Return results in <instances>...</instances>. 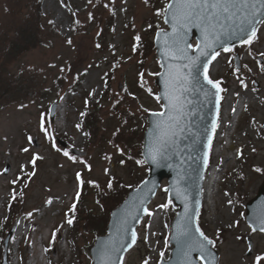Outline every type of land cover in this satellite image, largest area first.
<instances>
[{"label": "rangeland", "instance_id": "374dc122", "mask_svg": "<svg viewBox=\"0 0 264 264\" xmlns=\"http://www.w3.org/2000/svg\"><path fill=\"white\" fill-rule=\"evenodd\" d=\"M166 1L68 0L64 6L59 0H40L42 13L38 27L51 41L13 58L7 54L11 40H15L24 14L34 13L31 5L36 7V4L35 0H0V92H3L0 97V252L2 237L18 217L9 244L12 254L9 264H90L84 249L91 237L83 230L81 218L86 209H91L92 222L98 228H102L104 218L91 197L92 187L83 197L86 209L80 210L76 227L65 223V214L76 196V172H81L83 180L101 186L112 177L113 187L116 181L131 184L144 176L145 164H137V159L129 158L125 149L123 154L117 151L121 146L113 141L124 145L125 139L135 135L126 136L125 127L119 123L121 118L111 113L110 107L118 101L125 113L136 118L138 126L145 108L161 109V102L155 99L157 88L152 75L160 67L151 41L154 30L165 27L157 10ZM18 9H22L21 13L16 12ZM50 21L56 33L48 29ZM258 35L259 39L251 46H236L245 73L248 71L250 75L244 80L247 87L231 74V53L221 51L209 69L213 79L222 80L226 91L222 93L204 175L198 223L212 239H217V228L222 230L215 247L218 264H252L254 256L264 251V233L252 232L244 219V203L255 194L264 177V172L255 171L257 167L264 169V71L261 70L264 56L260 55L264 52V27ZM137 36L139 41L135 39ZM256 56H261L262 62ZM141 72L145 73L143 80ZM253 80L257 87L253 86ZM107 82L108 89L104 91ZM55 100L56 114L50 122L48 108ZM89 104L97 105L100 121L94 126V109L89 111L86 122L92 126L85 135L80 114ZM42 113L49 135H58L84 150L81 159L73 162L51 148L50 140L39 130ZM77 124L81 125L79 130ZM29 136L33 137L31 142ZM23 148L29 151L24 152ZM238 149L242 150L241 157H237ZM33 153L43 155L44 159L37 162V174L29 180L27 173L33 171L29 163ZM6 162L9 170L4 175L1 170ZM85 163L91 166V171ZM106 168L110 174L105 173ZM165 184L163 181L149 203L154 215H145L138 225V242L126 252L124 264H141L145 258L149 264H157L160 252L168 256L170 245L165 247V238L169 234V215L158 207L167 199L162 190ZM13 191L20 193L10 204L8 214L5 202ZM49 198L52 203L46 204ZM29 212L32 217L27 216ZM236 221L238 225L227 227ZM57 229L53 241L52 232ZM238 236L241 239L237 240ZM248 238L254 248L251 253H247Z\"/></svg>", "mask_w": 264, "mask_h": 264}, {"label": "snow or ice", "instance_id": "6c2138e0", "mask_svg": "<svg viewBox=\"0 0 264 264\" xmlns=\"http://www.w3.org/2000/svg\"><path fill=\"white\" fill-rule=\"evenodd\" d=\"M63 2V0H62ZM91 3V0H89ZM148 3V0H145ZM163 12L165 15V23L171 24V32H163L161 30L157 33L159 39L161 33L165 37V63L161 64V72L152 73V75L162 77L164 84V91L160 95H156L157 101L164 100L165 103L161 105L162 111L153 112L152 115L156 117L153 121V128L150 133L149 142L145 145V151L142 153L144 157L141 160H137L136 163L144 165L151 163L152 165L161 166L162 163L166 165V157L169 154L170 146L175 144V138L178 131L183 130V118L185 116V95L191 91L201 92L205 97L212 95L210 89L207 86H211L215 89L214 95L217 97V103L223 97L220 95L225 92L223 88L222 80L213 79L210 75L209 65L212 64L220 55L221 49L225 53H232L234 49L233 40H238L241 45L251 46L259 39V30L264 27V0H168L163 9L157 10L160 14ZM89 18H92V14L89 13ZM50 23H52L50 21ZM78 23V21H77ZM151 27V25H149ZM191 27H197L201 31V42L196 45V55H189L188 50L192 47L188 43V29ZM137 41L140 37H135ZM71 44V40L68 41ZM99 47V45H97ZM135 50V46H134ZM211 50V51H210ZM264 56V52L260 53ZM203 58V59H202ZM264 71V66L261 68ZM203 75V81L201 83L200 76ZM140 79L143 80L145 73L141 72ZM240 84L243 87H247L243 80H240ZM141 88L144 84L141 83ZM127 92V88L124 89ZM149 95H152L151 89L147 90ZM92 93H89L91 96ZM131 95V93H129ZM87 104V100L85 101ZM145 112L149 111L144 109ZM235 111V109H233ZM84 116L85 113H81ZM216 122L213 121L212 132H215ZM79 130L80 124L76 125ZM39 130L44 134L45 139L50 140L51 148L61 153L67 159L76 162L77 157L71 155L67 148H60L55 142V138L49 135L48 125L44 119V114H41V121L39 124ZM87 135V133H85ZM33 137L29 136L28 140L31 142ZM208 151L205 152V164L208 163V157L212 149V138L208 139L207 143ZM22 151L28 152V148H23ZM117 151L123 150L117 147ZM255 151V149H253ZM243 155L242 150H237V157ZM107 158V157H106ZM44 156L39 153H33L29 163L33 167V171L27 173V178L31 180L37 174V162L43 160ZM84 163V162H82ZM124 164V160L120 161ZM167 166V165H166ZM23 165L21 168L23 169ZM85 167L91 171V166L85 163ZM106 174H110L109 169L104 170ZM255 171L258 173L264 172V169L257 167ZM77 180L76 200L78 201L81 196L80 189L86 183L82 179L81 172L75 174ZM183 179V176L179 175L173 181L171 185L165 186L162 190L164 193H175L177 196H182L184 200V211L178 218L176 224L173 226L175 230L174 238L177 241L179 250L184 257L183 264H192L191 254L193 251L199 252V258L203 264H217V256L213 249L217 244V239L221 234V229H216L217 239H212L201 229V226L196 220L199 215V199L196 198L193 201H189L187 195L180 188L179 183ZM15 183V181H13ZM87 183L93 184L96 187L99 185L95 181H87ZM146 184L147 181H142ZM27 187V185H25ZM107 187L111 189L113 187V180L109 179ZM156 185L153 186L155 188ZM23 195V193H21ZM152 195H155V191H152ZM225 195H228L225 192ZM12 199H16V195H12ZM46 204H51L52 199L49 198ZM145 201L139 202V207L143 208V212L146 216L152 217L154 213L145 206ZM231 204V200L228 201ZM172 205V199L169 198L165 203L158 205L161 209H169ZM76 202L69 208L68 213L65 214V223L69 226L73 225L76 220ZM71 214V215H69ZM32 212L27 213L28 217H32ZM138 222V221H137ZM126 224V221H125ZM239 221L234 224H229L227 227L232 228L238 225ZM150 226V225H149ZM167 227V225H166ZM251 231L264 233V216L258 218V226H252ZM194 229V230H193ZM52 232V240L57 238V232ZM125 232L127 228L125 227ZM198 234V236L196 235ZM155 235V233H152ZM139 236L135 228L131 229V236L129 242L123 243L121 238L120 245L117 246L115 242L111 245L104 246L101 249V264H116L114 261L115 252H127L134 248L137 244ZM147 242L148 237H144ZM237 240L241 237H236ZM168 245V238H165V247ZM48 251V249H45ZM247 251L249 253L254 251L253 245L249 243L247 245ZM164 252H160V257H164ZM118 264H124V258L121 255L118 258ZM141 264H149V259L145 258ZM252 264H264V251L256 254L252 260Z\"/></svg>", "mask_w": 264, "mask_h": 264}, {"label": "water", "instance_id": "95a60500", "mask_svg": "<svg viewBox=\"0 0 264 264\" xmlns=\"http://www.w3.org/2000/svg\"><path fill=\"white\" fill-rule=\"evenodd\" d=\"M164 15V22H165ZM168 26L167 30L163 32H171V24L166 23ZM154 37L155 52L159 59L160 65L165 63V46H164V35L161 33L159 39L157 33ZM196 39L197 43L201 42L202 36L201 31L197 27H191L188 29V43L190 44L192 38ZM238 40H233L231 43H237ZM196 45L188 50L189 55H196ZM211 51V50H210ZM234 61L236 67L239 66L238 55H234ZM203 59V58H202ZM162 69L159 71L161 72ZM201 83L203 81V75L200 76ZM155 83L158 87L157 94L160 95L164 91V84L162 77L156 76ZM212 95L205 97L201 92L191 91L184 97L185 99V116L183 118V130L178 131L175 138V144L170 146V151L166 157V165L162 163L161 166L152 165L148 163V172L146 178L142 181H147L143 184L142 181L135 188L131 189L126 197L109 213V219L107 224V232L104 235H99L95 238L93 245L90 248V256L92 264H101L100 252L104 246L111 245L113 242L120 245L121 238L123 243H127L130 240L131 229L135 228L136 224L140 221L144 215L143 208L139 207V202L144 200L145 206L154 196L152 191L156 192L161 181L166 179L167 186L171 185L177 178L178 174L183 176L179 186L187 195L189 201L199 199V208L201 206L202 198V184L203 176L206 168L205 164V152L208 151L207 143L209 137L213 136L212 127L213 121L217 122V113L219 103H217V97L214 95L215 89L211 86H207ZM162 104L165 103L161 100ZM54 104L50 107V116L53 115ZM153 113V112H152ZM149 114L148 126L146 127L143 134L142 153L146 150L145 145L149 142L150 133L153 128V121L156 117ZM70 150L78 155H82L83 152L74 148ZM143 157V156H142ZM144 158V157H143ZM8 165L4 169V173L7 171ZM156 185L155 188L153 186ZM169 196V194H168ZM169 198L172 199L173 205L177 206V212L172 219L170 226L169 242L172 244V248L167 259L161 258L158 264H183L184 257L182 256L177 241L174 238L175 230L174 225L178 218L184 211V200L182 196H177L175 193L171 194ZM246 220L252 226H258V218L264 216V180L260 184L257 195L251 199L246 206ZM126 221V224H125ZM138 221V222H137ZM125 227L127 232H125ZM14 230V226L10 228L7 235L3 240V254L0 260V264H8L7 244L9 238ZM194 230V229H193ZM198 236V234H196ZM215 252L216 256L217 253ZM124 255V252H115L114 261L118 264V258ZM199 252L193 251L191 254L192 264H198Z\"/></svg>", "mask_w": 264, "mask_h": 264}, {"label": "trees", "instance_id": "16d2710c", "mask_svg": "<svg viewBox=\"0 0 264 264\" xmlns=\"http://www.w3.org/2000/svg\"><path fill=\"white\" fill-rule=\"evenodd\" d=\"M33 9L35 10L34 13L33 11L25 13L19 23L18 31L14 38L15 40H11L10 48L7 52V54L9 53L10 57L14 58L16 54L18 55L20 52L32 49L38 44H43L44 46H46L50 43L49 37H44L43 31L39 30L38 27L41 16L39 3L36 4V7L33 6ZM17 12L20 13V10H18ZM1 82L2 81L0 80V83ZM2 95L3 92H0V97ZM123 130L125 131L126 136L134 133V138L132 137L130 140L125 139L124 145L132 156L135 155L138 159H140L139 148L141 133L137 131V128H134L132 126L126 127ZM132 141H136V143L133 144ZM129 188V186L124 185L123 183H119V185L115 183V187H112L111 189L107 187L105 190H100L96 196V201L98 202L99 208L102 213L100 217L104 218V224L102 228H98L97 224L94 223V221L92 222V219L94 220V218L91 216L94 215V213L91 209H86L87 212L81 218L83 222V230H85L90 236H95L97 234L103 233L105 231L106 221L110 209L113 208L125 196ZM173 213L174 212L171 209L170 215H173ZM77 230L79 231L80 228Z\"/></svg>", "mask_w": 264, "mask_h": 264}]
</instances>
